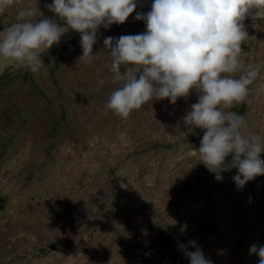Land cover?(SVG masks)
I'll return each instance as SVG.
<instances>
[{"label": "rangeland", "instance_id": "rangeland-1", "mask_svg": "<svg viewBox=\"0 0 264 264\" xmlns=\"http://www.w3.org/2000/svg\"><path fill=\"white\" fill-rule=\"evenodd\" d=\"M50 3L18 0L0 31L29 4L54 16ZM136 13L101 26L91 64L78 63L79 37L43 57L38 73L0 78V264H190L180 245L195 251L191 240L214 264H258L249 250L264 245V175L241 189L237 168L217 179L202 163L203 131L182 122L195 90L127 119L105 107L120 85L103 40L145 32ZM242 23L239 59L259 74L246 99L223 110L243 117L245 135L264 138V19Z\"/></svg>", "mask_w": 264, "mask_h": 264}, {"label": "clouds", "instance_id": "clouds-1", "mask_svg": "<svg viewBox=\"0 0 264 264\" xmlns=\"http://www.w3.org/2000/svg\"><path fill=\"white\" fill-rule=\"evenodd\" d=\"M14 3L18 0H0V15ZM138 3L52 0L46 5L55 14L52 17L29 4L17 12L16 22L0 31V61L38 73L43 54L74 30L81 34L78 63L91 64L101 26L108 29L124 23ZM252 10L256 19L264 18V0H152L150 11L135 16L145 23V32L103 40L111 57L112 83L120 85L110 94L106 109L127 119L149 101L168 99L176 104L195 90L198 102L191 104L182 122L190 132L203 131L198 154L208 170L220 179L222 171L237 168L233 180L241 189L264 175V138L245 135L243 117L223 109L244 101L259 74L257 67L245 68L239 59L248 37L242 21ZM126 138V133L120 134L121 141ZM188 244L196 250L187 251L184 244L180 248L190 264H214L195 240ZM249 254H256L258 264H264V245L250 246Z\"/></svg>", "mask_w": 264, "mask_h": 264}, {"label": "water", "instance_id": "water-1", "mask_svg": "<svg viewBox=\"0 0 264 264\" xmlns=\"http://www.w3.org/2000/svg\"><path fill=\"white\" fill-rule=\"evenodd\" d=\"M151 4L152 0H139V3L137 5L136 10L133 13L136 12H142V11H150L151 9ZM251 19H256L255 18V10H252L245 18V20H251ZM264 19V18H261ZM244 20V21H245ZM60 24H65V21H60ZM81 37V34L77 31L70 30L69 33L65 34L62 38L61 41L58 44H54L45 54H43L42 58L49 55L50 53L70 44L77 38ZM24 67H17L8 64L7 62L0 61V78L7 76L13 72H16L19 69H22Z\"/></svg>", "mask_w": 264, "mask_h": 264}]
</instances>
